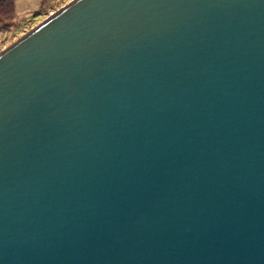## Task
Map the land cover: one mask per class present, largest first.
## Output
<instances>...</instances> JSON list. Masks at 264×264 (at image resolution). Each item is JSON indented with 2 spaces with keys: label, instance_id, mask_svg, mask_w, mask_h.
<instances>
[{
  "label": "water",
  "instance_id": "95a60500",
  "mask_svg": "<svg viewBox=\"0 0 264 264\" xmlns=\"http://www.w3.org/2000/svg\"><path fill=\"white\" fill-rule=\"evenodd\" d=\"M0 264H264V0H74L3 51Z\"/></svg>",
  "mask_w": 264,
  "mask_h": 264
},
{
  "label": "rangeland",
  "instance_id": "374dc122",
  "mask_svg": "<svg viewBox=\"0 0 264 264\" xmlns=\"http://www.w3.org/2000/svg\"><path fill=\"white\" fill-rule=\"evenodd\" d=\"M73 1L15 0L12 16L0 9V54Z\"/></svg>",
  "mask_w": 264,
  "mask_h": 264
},
{
  "label": "trees",
  "instance_id": "16d2710c",
  "mask_svg": "<svg viewBox=\"0 0 264 264\" xmlns=\"http://www.w3.org/2000/svg\"><path fill=\"white\" fill-rule=\"evenodd\" d=\"M15 0H0V9H3L5 11H11L13 15V13L15 12L14 10V3ZM6 8H9L8 10Z\"/></svg>",
  "mask_w": 264,
  "mask_h": 264
}]
</instances>
